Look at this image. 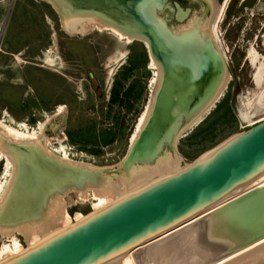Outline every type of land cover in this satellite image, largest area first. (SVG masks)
<instances>
[{"label": "rangeland", "instance_id": "obj_1", "mask_svg": "<svg viewBox=\"0 0 264 264\" xmlns=\"http://www.w3.org/2000/svg\"><path fill=\"white\" fill-rule=\"evenodd\" d=\"M169 1L170 6L159 10V14L173 30L181 32L195 27L197 18L203 20L200 22L202 30L206 25L211 27L226 0H216L218 3L213 0L208 6L211 9L207 18L202 0ZM180 9L186 11L181 18ZM61 20L47 0H6L0 5V48L12 53L6 57L0 55V84L17 87L21 96L14 104L0 98V119L25 123L32 133L40 132L45 126L42 140L45 150L63 145L66 150L54 157L66 156L64 164L72 162L80 167L103 168L106 177L100 183L106 188L102 189L101 184L97 187L111 191L125 178L122 162L139 118L156 95L159 83L152 84L155 70L141 41L128 42L104 26H94L86 34L72 36ZM219 26L218 32L216 28L217 33L214 32L218 45L213 41L227 63L228 82L224 92L203 121L182 134L178 149L173 151L172 143H165L162 151L173 153L153 164L181 156L180 167L184 166L231 135L264 120V107L259 102L264 99V80L257 86L255 75L262 59L264 62V0H229ZM252 54L258 57V64L257 61L252 63ZM49 61L52 64H47ZM62 106L64 113L57 114ZM6 109L8 112H4ZM183 122L186 123V119ZM110 128L113 141L96 146L94 136ZM70 134L73 139L82 137L90 143L72 140ZM3 166L0 158V173ZM139 167L142 165H133L128 174ZM94 197L92 188L85 190L76 186L53 194L43 212L45 219L49 218L52 223L45 231H56L64 219L70 224L78 214H89L98 202ZM14 225H0V256L4 248L13 246L15 241L22 249L28 246L24 233L12 228ZM196 228H190L188 233H175L171 238L179 237L168 243L166 253L157 258L159 263L212 264L220 259L222 254L212 246L207 258L200 261L197 249L202 244L196 245V242L198 233H202L196 232ZM261 252L264 253V249L235 264L260 258ZM194 254L199 260L193 259Z\"/></svg>", "mask_w": 264, "mask_h": 264}, {"label": "bare ground", "instance_id": "obj_2", "mask_svg": "<svg viewBox=\"0 0 264 264\" xmlns=\"http://www.w3.org/2000/svg\"><path fill=\"white\" fill-rule=\"evenodd\" d=\"M97 1L112 4V10L110 9L111 11H107L104 8L97 9L98 6L87 5V3L81 4L80 0H47L62 18L61 21L64 29L72 36L76 33L78 35L86 34V32L94 26H104L105 28L113 30L119 37L126 39L128 42H133L134 40L141 41L142 43L144 42L148 48L151 68L155 70L152 84L157 81L160 84L163 77V70L152 48V44L147 39V36L143 35V30H145L144 28L147 26L150 29L154 28L156 32H159L162 36L164 35V37L166 34L170 37V41H167L166 44L169 46L171 45L172 57L180 60L179 69L182 70L181 76L183 77V81L187 83L185 86L186 92L183 91L184 95L188 96L186 99L192 97L191 93L193 89L195 90V88H198L205 82L204 90L200 97L190 104V107L187 106L184 108L183 111L187 116L186 123L180 121L182 116L181 109L180 115H174L179 118H175L174 116L171 117L174 113L172 112L170 115L168 114L167 120H164L162 125H154L155 123L152 122L154 119L157 97L156 95L153 96V100L150 101L146 110L139 118L140 120L131 138V146L128 154L122 162L125 170V178L119 182V187L111 191L102 190L106 188V186L100 183L102 179L106 177L102 173L103 168L80 167L74 165L72 162L69 163V161V164H64V161L67 162L65 159L67 158L66 156L61 155L59 158L54 157L55 154L61 152V150L65 148L63 145L58 149L50 151L47 149L45 150V145L42 143L43 138H45V126L44 128L42 127L43 129L40 132L32 133L25 123L18 124L14 119H0V158L4 161L3 170L0 173V209L2 208L0 212V225L16 224L12 228H17L24 233L28 240V245H33L37 241L53 233L52 231L49 233L45 231L46 229L49 230L52 223L49 222V218L45 219V215L43 216V212L53 194L67 191V189L73 186L85 190L92 188L95 193L94 199L98 201L95 205L96 210L120 197L123 193L136 190L156 179L157 176L161 177L180 168L182 162L181 156L173 160L161 159L159 163H153L160 157H164L168 155V153H173L169 150L160 152V148L164 142L171 141L173 151L178 149V141L182 134L196 123L203 121L202 118L209 113L222 96L228 82L227 63L213 39L216 40L217 38H215V33L218 32V28L220 27L219 24L222 21L229 0H226L225 3L220 6L217 12V21L215 20L211 27L208 28L205 24L206 27L202 30L200 22L202 23L203 20L197 18L195 27L192 26V28L181 32L173 30L159 14V10L170 6L169 0ZM202 1L204 2L203 8L207 18L210 14L209 9H211V7L209 8L208 6H210L209 4L212 3L213 0ZM116 9L123 11L127 15L125 19L117 17L112 12H115ZM185 15L186 11L180 9L179 17L181 18ZM163 40H167L166 37ZM216 43L218 45L217 40ZM255 54L257 55L256 52ZM252 56L253 58H250L253 61L252 63L257 61L256 63L258 64L259 59L257 56L259 55L254 56L252 54ZM262 60L259 66H257L258 73H255V75L257 74V86L264 80V62H262ZM47 64H52V62L50 63L49 61ZM259 102L261 106L264 107V99H260ZM177 109L178 107L176 106V111ZM64 111V107L62 106L57 114H63ZM148 139L149 141L145 142ZM154 144H157L155 148ZM151 146L153 147L151 148ZM18 150L24 151L25 155H30L32 159L28 161L27 156L19 155L20 153ZM34 157L37 159L35 160ZM40 161L43 164L42 166L39 165ZM34 165V169L29 168ZM133 165H142V167L132 169L131 174H128ZM63 178L65 179L63 180ZM99 185L102 186V189L97 187ZM263 185L264 174L251 181L240 193L233 194L223 199L180 227L152 241L142 243L127 255L111 264H161L157 258H161V256L166 253L168 243L177 239L179 236L171 237L177 232L181 233L182 231H186V233H188L187 230L196 227V232L199 230L200 233H203V236L198 233L197 236L199 237V241H195L196 245L202 244L199 245L200 247L197 249L201 257L200 261H202L209 255L207 252L212 249L211 247H214V244H210L206 240V235L208 236L209 234L205 232L209 229L210 224L214 222L212 219L219 220L220 222L226 220V217L228 218L227 203L240 194ZM54 186L56 188H54ZM46 187L50 188V191H48ZM19 193L20 195L23 193L25 195L24 198L21 195V199H17ZM216 209L218 210L211 215ZM82 217H84L83 214H78L76 220ZM27 220H29L28 223L24 222ZM41 220L44 222L42 223ZM67 221L66 219L62 220V223H64L57 228V230L69 225V221ZM27 224H30V226L27 227ZM180 229L183 230L179 232ZM195 230L192 232H195ZM33 233L39 235L36 236ZM263 249L264 237L234 250L230 252V254H225L226 256L222 255L221 257L224 256L223 258L220 257V259H216V262L212 264L240 263L244 261L243 259H248L250 256H253L255 252ZM22 250L21 245L17 244L15 241L13 246L10 245L4 248L0 256V261ZM259 255L260 258L255 256L256 258L244 263L264 264V253ZM193 259L199 260V257L194 254ZM197 264H199V262H197Z\"/></svg>", "mask_w": 264, "mask_h": 264}, {"label": "water", "instance_id": "obj_3", "mask_svg": "<svg viewBox=\"0 0 264 264\" xmlns=\"http://www.w3.org/2000/svg\"><path fill=\"white\" fill-rule=\"evenodd\" d=\"M80 2L107 11L113 8L112 4L97 0ZM112 12L122 19L127 16L118 9ZM144 29L143 35L152 44L163 70L156 93L157 102L152 123L162 125L168 114L174 112L171 117L180 115L181 109L180 121H183L187 119L184 108L190 107L200 97L205 82L193 89L192 97L186 99L188 96L184 92L187 83L181 76L180 60L172 57L171 45L166 44L170 37L165 34L167 40L164 41V35H160L154 28L146 26ZM148 141L149 139L145 142ZM165 143L171 141L164 142L160 152H163ZM156 145L154 144V148ZM18 152L21 156H27L28 161L32 159L24 151ZM39 165H43L41 161ZM29 168L34 169L35 165ZM262 174L264 120L231 135L191 163L136 190L125 192L99 209H93L81 219L3 259L0 264H111L142 243L180 227L223 199L240 193ZM46 189L50 191V188ZM21 195L24 198L25 195ZM21 195L19 193L17 199H21ZM226 206L228 218L224 221L221 219L222 222L212 219L214 222L205 231L209 234L206 235V240L214 244L220 255L233 252L264 237V185L240 194Z\"/></svg>", "mask_w": 264, "mask_h": 264}, {"label": "trees", "instance_id": "obj_4", "mask_svg": "<svg viewBox=\"0 0 264 264\" xmlns=\"http://www.w3.org/2000/svg\"><path fill=\"white\" fill-rule=\"evenodd\" d=\"M146 52H148V50L145 47L144 53L147 56V53ZM148 54H149V52H148ZM4 90H11V92L13 93V96H14L15 100H17V101L20 100V97L21 96H20V90L18 88L12 86V87L4 88ZM114 101H115V99L113 100V102ZM112 134H113V131H112L111 128L109 130L102 131V132H100V133H98V134H96L94 136L95 141H93V142H95V145L96 146L107 145V144H109L110 142L113 141L112 140L113 138L110 137ZM70 136H72V135L70 134ZM71 138H72V140L79 141V142H81L83 144H89L90 143L89 140L88 141L83 140L82 137H80V138L78 137L77 139H73V136H72ZM93 151L94 152H99V150H93Z\"/></svg>", "mask_w": 264, "mask_h": 264}, {"label": "flooded vegetation", "instance_id": "obj_5", "mask_svg": "<svg viewBox=\"0 0 264 264\" xmlns=\"http://www.w3.org/2000/svg\"><path fill=\"white\" fill-rule=\"evenodd\" d=\"M6 1V0H0V5H2V3ZM216 1V0H215ZM217 2V1H216ZM218 3V2H217ZM221 5V4H219ZM204 9V8H203ZM0 55L1 57H6L8 55H12V53L6 51V50H2V48H0ZM90 76L92 77L93 75L90 74ZM13 85L11 84H0V98H5L7 99V101L12 104L13 102H16L17 100H15L14 96H13V93L11 92V90H4V88H7V87H12ZM14 87V86H13ZM17 88V87H16ZM1 103L0 102V107H1ZM14 104V103H13ZM7 108V107H6ZM7 109L4 111L6 112ZM8 112V111H7Z\"/></svg>", "mask_w": 264, "mask_h": 264}]
</instances>
